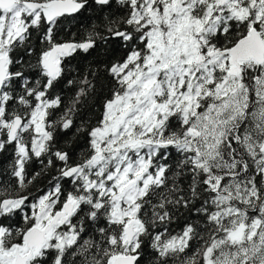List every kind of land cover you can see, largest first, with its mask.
<instances>
[{
    "label": "snow or ice",
    "instance_id": "snow-or-ice-1",
    "mask_svg": "<svg viewBox=\"0 0 264 264\" xmlns=\"http://www.w3.org/2000/svg\"><path fill=\"white\" fill-rule=\"evenodd\" d=\"M5 154L0 264H264V0H0Z\"/></svg>",
    "mask_w": 264,
    "mask_h": 264
},
{
    "label": "trees",
    "instance_id": "trees-1",
    "mask_svg": "<svg viewBox=\"0 0 264 264\" xmlns=\"http://www.w3.org/2000/svg\"><path fill=\"white\" fill-rule=\"evenodd\" d=\"M113 11L114 12L116 11V6H114ZM92 59H93L92 57H89V60H83L81 58H77L76 60L73 61V66L74 67L75 66L83 67L84 65L89 63V61H91ZM9 161H10V156L8 154L0 156V169L6 168L8 166ZM33 168L35 170H39V165H34ZM44 183H47V177H45ZM179 223L182 224L183 221L181 220ZM174 227H176V230L179 231V227L178 226H174Z\"/></svg>",
    "mask_w": 264,
    "mask_h": 264
}]
</instances>
